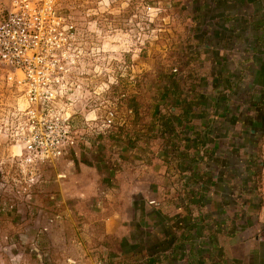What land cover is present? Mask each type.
Segmentation results:
<instances>
[{"label": "crops", "instance_id": "obj_1", "mask_svg": "<svg viewBox=\"0 0 264 264\" xmlns=\"http://www.w3.org/2000/svg\"><path fill=\"white\" fill-rule=\"evenodd\" d=\"M206 2L165 107L67 162L59 264H264V0Z\"/></svg>", "mask_w": 264, "mask_h": 264}, {"label": "rangeland", "instance_id": "obj_2", "mask_svg": "<svg viewBox=\"0 0 264 264\" xmlns=\"http://www.w3.org/2000/svg\"><path fill=\"white\" fill-rule=\"evenodd\" d=\"M9 1L0 0L6 5ZM206 1L56 0V7L79 30V41L87 58L82 69L83 84L89 83L90 89L102 80L108 81L112 102L125 92V105L132 112L121 108L119 116L128 122L135 116L144 120L155 106L165 107L168 96L164 88L168 79L177 77L175 82H182L183 75L194 68L193 62L201 60L204 31L200 22ZM101 65L105 71L100 72ZM88 96L86 92L83 97ZM17 98L15 88L0 78V264H40L32 243L40 252L48 250L47 263L59 264L61 239L60 229L55 225L54 214L58 211L52 205L53 200L58 201L61 196L70 201L84 199L73 194L69 186L62 188L70 174L66 171L72 166L67 170L66 160L46 168L38 181L29 180L20 172L11 156L12 112ZM119 131L115 129L95 139L89 135L91 145L81 146L78 151L120 150L116 142H111L118 139ZM111 143L114 147L109 146ZM125 143L131 145L128 140ZM14 150L17 152V147ZM55 170L66 176L56 179ZM45 230H50V237H46Z\"/></svg>", "mask_w": 264, "mask_h": 264}, {"label": "built area", "instance_id": "obj_3", "mask_svg": "<svg viewBox=\"0 0 264 264\" xmlns=\"http://www.w3.org/2000/svg\"><path fill=\"white\" fill-rule=\"evenodd\" d=\"M79 39L77 26L59 12L56 0L0 2V78L18 97L12 112L11 156L29 180H40L46 168L68 162L81 146L91 145L89 135L95 139L113 133L123 122L121 108L131 113L125 92L116 102L109 100L108 81L90 89L89 83L83 84L87 58ZM86 92L89 96L84 98ZM55 176L66 175L55 170ZM52 205L60 207L56 200ZM54 217L64 219L61 212ZM32 246L40 264H49L46 254ZM65 264L77 261L69 257Z\"/></svg>", "mask_w": 264, "mask_h": 264}, {"label": "trees", "instance_id": "obj_4", "mask_svg": "<svg viewBox=\"0 0 264 264\" xmlns=\"http://www.w3.org/2000/svg\"><path fill=\"white\" fill-rule=\"evenodd\" d=\"M120 128H122V124L121 125H118L116 129L119 131Z\"/></svg>", "mask_w": 264, "mask_h": 264}]
</instances>
